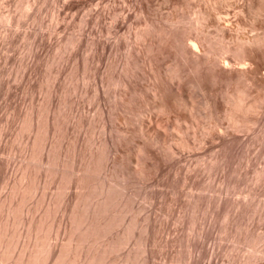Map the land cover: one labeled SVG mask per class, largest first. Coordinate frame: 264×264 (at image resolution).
I'll list each match as a JSON object with an SVG mask.
<instances>
[{
	"label": "rangeland",
	"instance_id": "obj_1",
	"mask_svg": "<svg viewBox=\"0 0 264 264\" xmlns=\"http://www.w3.org/2000/svg\"><path fill=\"white\" fill-rule=\"evenodd\" d=\"M0 224L1 264H264V0H0Z\"/></svg>",
	"mask_w": 264,
	"mask_h": 264
},
{
	"label": "bare ground",
	"instance_id": "obj_2",
	"mask_svg": "<svg viewBox=\"0 0 264 264\" xmlns=\"http://www.w3.org/2000/svg\"><path fill=\"white\" fill-rule=\"evenodd\" d=\"M218 17H219V16H218ZM218 20L220 21V19H218ZM218 20H217V22H218ZM198 21H199V20H198ZM198 21H197V22H198ZM200 21H201V20H200ZM198 24H199V23H198ZM200 24H201V23H200ZM218 26H219V25H218ZM190 42H192V41H189V43H190ZM194 44H196V43H194ZM192 45H193V44H192ZM194 46H195V45H194ZM196 47H197V45L195 46V48H196ZM197 48H198V47H197ZM197 48H196V49H197ZM193 49H194V48H193ZM90 195H91V194H90ZM90 195H87V196H90ZM86 198H87V197H86ZM104 201H105V199H104ZM86 202H87V200H86ZM85 210H86V209H85ZM87 210H88V209H87ZM83 211H84V210H83ZM87 212H88V211H87ZM84 214H85V212L82 213V215L80 214V217L83 216ZM83 217H84V216H83ZM85 218H86V216H85ZM75 220H76V219H75ZM80 220H82V219L80 218V219H79V222H81ZM88 220H90V219H88ZM94 220H95V219H94ZM6 221H7V219H6ZM76 221H77V220H76ZM84 221H85V220H84ZM84 221H82V222H84ZM79 222H78V223H79ZM90 222H92V218H91V221H90ZM90 222H88V223H90ZM93 222H94V221H93ZM6 223H8V222H6ZM30 223H31V222H30ZM76 223H77V222H76ZM88 223H86V224H88ZM4 224H5V223H4ZM31 224H32V223H31ZM82 224H83V223H82ZM86 224H85V225H86ZM91 224H92V223H91ZM95 224H97V226H98V223H95ZM0 225H1V224H0ZM5 225H6V224H5ZM29 225H30V224H29ZM78 225H79V224H78ZM83 225H84V224H83ZM93 225H94V224H93ZM6 226H8V224H7ZM89 226H90V225H89ZM91 226H92V225H91ZM91 226H90V228H91ZM94 226H96V225H94ZM97 226H96V227H97ZM0 227H2V225H1ZM82 227H83V226H82ZM87 227H88V226H87ZM3 228L6 229V227H3ZM3 228H1L2 231H4V232L6 233V231L3 230ZM29 228H30V227H29ZM31 228H32V227H31ZM85 229H86V228H85ZM85 229H84V230H85ZM87 229H88V228H87ZM93 229H95V228L93 227ZM93 229H92V230H93ZM98 229H99V228H98ZM96 230H97V229H96ZM7 231H8V230H7ZM28 232H29V231H28ZM88 232H89V231H88ZM93 232H94V231H93ZM95 232H96V231H95ZM97 232H98V231H97ZM97 232H96V233H97ZM2 233H3V232H2ZM30 233H31V230H30ZM85 233H86V232H85ZM85 233H84V236H87V235H88V237H89V234L87 233V235H86ZM90 233H91V231H90ZM0 234H1V233H0ZM3 234H4V233H3ZM1 235H2V234H1ZM32 235H33V234H32ZM90 235L92 236V234H90ZM3 236L5 237L6 235H3ZM29 236H30V235H29ZM34 236H35V235H34ZM36 236H37V235H36ZM0 237H2V236H0ZM9 237H10V236H9ZM81 237H82V236H81ZM81 237H80V238H81ZM29 238H31V236H30ZM35 238H36V237H35ZM70 238H73V237H70ZM80 238H79L78 241H80V242L83 243L85 240L82 239V238L80 239ZM32 239H33V237H32ZM73 239H74V238H73ZM85 239H86V238H85ZM0 240L2 241L3 238H1ZM4 240H6V237L4 238ZM30 240H31V239H30ZM69 240H70V239H69ZM82 240H84V241H82ZM6 241H7V240H6ZM32 241H33V240H32ZM73 241H74V240H71L70 242L72 243ZM78 241H77V242H78ZM3 242H5V241H3ZM7 242H8V241H7ZM28 242H29V241H28ZM33 242H34V241H33ZM80 242H79V243H80ZM47 243H48V241H47ZM1 244H2V243H1ZM1 244H0V245H1ZM8 244H9V242H8ZM35 244H36V242H35ZM45 244H46V243H45ZM72 244H74V242H73ZM80 244H81V243H80ZM4 245H5V244H4ZM28 245H29V244H28ZM30 245H31V244H30ZM49 245H50V244H48V247H49ZM51 245H52V244H51ZM69 245H70V243H69ZM69 245H68V247H69ZM77 245H78V244H77ZM77 245H75L76 248H77ZM2 246H3V245H2ZM8 246H9V245H8ZM8 246H6V248H7ZM25 246L28 248L27 245H25ZM34 246H35V245H34ZM42 246H43V245H42ZM45 246H46V245H45ZM3 247H5V246H3ZM3 247H1V248H3ZM26 247H25V249H26ZM51 247H52V246H51ZM66 247H67V246H66ZM71 247H73V246H71ZM78 247L80 248V246H78ZM81 247H82V246H81ZM106 247H107V246H106ZM1 248H0V249H1ZM40 248H41V247H40ZM40 248H39V249H40ZM76 248H73V249L76 250ZM7 249L10 250V248H7ZM21 249H24V248L22 247ZM25 249L23 250L24 253H25ZM39 249H38V250H39ZM45 249H46V248H43V249L41 248L42 251L45 250ZM47 249H48V248H47ZM53 249H54V247H53ZM69 249H70V248H69ZM69 249H68V250H69ZM106 249H107V248H106ZM106 249H105V250H106ZM3 250H4V249H3ZM8 250H7V251L4 250V252L6 253V252H8ZM63 250H64L65 253H66V250H65V249H63ZM68 250H67V251H68ZM79 250L81 251V249H79ZM79 250L77 251L78 253H79ZM101 250H103V248H102ZM109 250H110V249H109ZM20 251H21V250H20ZM23 251H22V252H23ZM31 251H32V250H31ZM33 251H34V250H33ZM33 251H32V252H33ZM46 251H47V250H46ZM49 251H52L51 248L49 249ZM49 251H47V252H49ZM0 252H1V251H0ZM54 252H55V251H54ZM71 252L74 253V251H71ZM104 252H105V251H104ZM106 252H107V251H106ZM106 252H105V254L107 255V253H108L109 251H108L107 253H106ZM8 253H10V252H8ZM19 253H21V252H19ZM19 253H18V254H19ZM24 253H23V254H24ZM26 253H27V252H26ZM26 253H25V254H26ZM29 253H30V252H29ZM29 253H28V255H29ZM36 253H37V252H36ZM38 253H39V252H38ZM41 253H42V252H41ZM44 253H46V252H44ZM61 253L63 254L62 250H61ZM3 254H4V253H3ZM6 254H7V253H6ZM25 254H24V256H25ZM31 254H32V253H31ZM34 254H35V253H33V255H34ZM42 254H43V253H42ZM42 254H41V255H42ZM50 254H51V253H50ZM52 254H53V253H52ZM62 254H60V255H62ZM69 254H70V257H71V253H69ZM74 254H75V253H74ZM74 254H72V255H74ZM79 254H80V253H79ZM96 254L101 255V254H99V253H96ZM96 254H95V255H96ZM102 254H103V253H102ZM46 255H47V254H46ZM46 255H45L44 257H46ZM58 255H59V252H58ZM64 255H65V254H64ZM92 255H93V254H92ZM6 256H7V255H6ZM8 256H9V255H8ZM31 256H32V255H31ZM35 256H37V255L35 254ZM74 256H76V255H74ZM74 256H73V257H74ZM4 257H5V254H4ZM4 257H2V258L4 259ZM17 257H18V256H17ZM19 257H22V256L19 255ZM28 257H29V256H28ZM32 257H33V256H32ZM40 257H42V256H40ZM44 257H43V260L45 259ZM59 257H60V256H59ZM64 257H66V256H64ZM64 257H63V259H65ZM67 257H69V256H67ZM96 257H97V256H96ZM101 257H102V256H101ZM22 258H23V257H22ZM26 258H27V256H26ZM49 258H50V256H49ZM49 258H48V259H49ZM57 258H58V257H57ZM3 259H1L0 262L4 261L6 258H5L4 260H3ZM7 259H9V258L7 257ZM23 259H24V258H23ZM32 259H33V258H32ZM40 259H41V258H40ZM48 259H47V260H48ZM58 259H59V258H58ZM75 259H76V257H75ZM91 259H93V258L91 257ZM19 260H20V258H19ZM35 260H36V258H35ZM38 260H39V259H38ZM47 260H46V261H47ZM69 260H71V259H69ZM95 260H96V258H95ZM98 260H99V259H98ZM8 261H9V260H8ZM8 261H7V262H8ZM13 261H15V260H13ZM17 261H18V260H17ZM17 261H16V262H17ZM20 261H21V260H20ZM28 261H29V260H28ZM62 261H64V260H62ZM92 261H93V260H92ZM7 262H6V264H7ZM9 262H10V261H9ZM9 262H8V263H9ZM24 262H25V261H24ZM37 262H39V261L36 260L35 263H37ZM40 262H41V260H40ZM69 262H70V261H69ZM93 262H95V261H93ZM21 263H22V262H21ZM25 263H26V262H25ZM31 263H32V262H31ZM35 263H34V264H35ZM0 264H1V263H0ZM27 264H28V263H27ZM32 264H33V263H32ZM37 264H38V263H37ZM43 264H44V262H43Z\"/></svg>",
	"mask_w": 264,
	"mask_h": 264
}]
</instances>
